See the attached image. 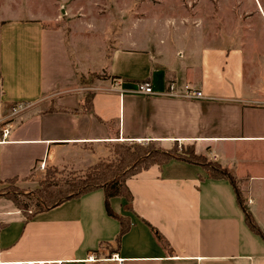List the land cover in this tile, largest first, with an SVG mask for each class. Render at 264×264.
<instances>
[{"label": "crops", "instance_id": "1", "mask_svg": "<svg viewBox=\"0 0 264 264\" xmlns=\"http://www.w3.org/2000/svg\"><path fill=\"white\" fill-rule=\"evenodd\" d=\"M132 1L135 8L117 6L125 17L102 37H69L46 12L0 18V189L31 182L42 162L89 166L116 142L191 148L235 186L196 162L149 165L125 181L128 208L124 197L109 200L130 221L117 249L120 223L107 214L100 187L30 218L0 197V264H264V59L238 40V27L225 35L197 15L194 0L151 19L153 6ZM66 2L48 6L67 15L79 7ZM15 3L35 9V0ZM91 75L100 77L82 83ZM143 80L158 94L138 93ZM169 81L204 97L161 95ZM18 104L25 108L13 115Z\"/></svg>", "mask_w": 264, "mask_h": 264}, {"label": "rangeland", "instance_id": "2", "mask_svg": "<svg viewBox=\"0 0 264 264\" xmlns=\"http://www.w3.org/2000/svg\"><path fill=\"white\" fill-rule=\"evenodd\" d=\"M7 1L9 3H7ZM16 1L19 0H0V18L8 19L13 15L19 17L36 15L41 18L44 12L52 14L55 20L64 23L61 26L69 32V37L74 39L86 38L103 34L106 31H110L109 27L113 24L114 20L118 23L124 19L125 13L123 9L120 11L117 6L126 4L133 6L132 0H67V6L69 3L79 6L73 13H61L58 7L54 10H50L48 6V0H35V9L31 10V7L18 8L11 7L10 2L16 5ZM25 2V0H20ZM28 1V0H27ZM34 1V0H30ZM61 1V0H60ZM147 5L153 6L148 9V17L151 19L154 15H176L178 7L189 8L191 3L187 0H143ZM159 7L156 4H160ZM9 4V7H7ZM46 5L45 8H40L42 5ZM60 4V3H59ZM198 6L196 9L197 15L201 18H211L217 27L222 28L223 33L226 35H235L236 27L240 33L238 40H243L250 51L252 56L264 59V11L257 9V6H264V0H194L192 6ZM156 6V7H155ZM136 7V4L133 8ZM9 8V9H6ZM12 8V9H10ZM131 15H137L132 12ZM127 15V13H126ZM187 24L186 19L181 18ZM130 20L126 19L125 28L130 24ZM201 22V21H200ZM63 25V24H62ZM219 29L217 28V31ZM123 31V30H122ZM139 31V28H138ZM100 77V75H91L82 78V83L90 84L94 78ZM91 93L90 91L85 96V104L89 101ZM117 144L141 146L143 151L151 150L158 147L152 143L141 142H116ZM108 153L105 156H101L93 163L99 161L113 162L111 170L117 171V160L119 158L118 153L120 149L117 145H111L107 147ZM153 150V149H152ZM177 150L181 149L177 147ZM184 150V149H183ZM153 152V151H151ZM86 166L81 169H74L72 167H57L54 165H45L42 170H37L27 180L31 182H25L17 184L16 182H7L0 189L1 202H8L9 206L16 208L20 213L26 215V217H32L36 211L44 207L48 202L46 198L56 199L62 195L67 194L70 190H73L74 184L80 182L88 174L95 175L92 165ZM16 200V203L13 201Z\"/></svg>", "mask_w": 264, "mask_h": 264}, {"label": "trees", "instance_id": "3", "mask_svg": "<svg viewBox=\"0 0 264 264\" xmlns=\"http://www.w3.org/2000/svg\"><path fill=\"white\" fill-rule=\"evenodd\" d=\"M88 103L89 101L85 104V106H87ZM86 109L88 111V106ZM111 145H117V147L120 149V152L118 153L119 158L117 160V164L115 165V167H117V171L111 170V167L113 165V162L111 161H108L107 163L104 161H99L98 163L93 164L92 169L93 172H96L95 175H93L92 173L88 174L86 178L74 184L73 190H70L65 195H62L56 199L47 197L46 201L48 203L44 207L38 209L36 212L44 211L45 209L56 206L69 198L79 196L84 192L92 190L96 187H100L104 190V205L107 214L111 217L116 218L120 223L119 233L114 240V246L115 249H117L121 236L129 228L130 221L127 218L115 213L110 206L109 200L115 196L124 197L127 201L126 207L128 208L132 201V196L130 191L126 187L125 181L127 178L135 175L142 169L147 168L149 165L155 163L161 164L171 157L183 159L189 162H196L201 165H207L209 167L210 175L225 177L233 184V186H235L233 177L225 169H222L220 166L210 162L206 163V160L202 156L195 155L191 148H185L184 150L181 149L180 151H178L177 146L175 145L169 150L160 148L155 149L151 147L153 150L151 149L150 151H143L141 146L131 147L130 145H123L121 143H111L110 146ZM13 201L16 203V200ZM244 211L251 228L258 231L253 221L251 220L249 213L246 210ZM151 229L153 230L157 241L164 245L165 240L163 236L153 227H151Z\"/></svg>", "mask_w": 264, "mask_h": 264}, {"label": "built area", "instance_id": "4", "mask_svg": "<svg viewBox=\"0 0 264 264\" xmlns=\"http://www.w3.org/2000/svg\"><path fill=\"white\" fill-rule=\"evenodd\" d=\"M136 91L138 93L144 94V95H154L158 94L152 86V83L147 80H143L137 83ZM164 96L174 97V98H182V99H198L203 98L204 95L201 90H197L195 88H192L191 86L185 84L182 88H177L176 84L173 81H169L166 83V87L164 91L160 93ZM25 106H21V104H18L17 106L12 108V114L17 115L20 113ZM8 133V129H3V136H6ZM41 170L44 168V163L42 162L40 167ZM92 260V257L90 258Z\"/></svg>", "mask_w": 264, "mask_h": 264}, {"label": "bare ground", "instance_id": "5", "mask_svg": "<svg viewBox=\"0 0 264 264\" xmlns=\"http://www.w3.org/2000/svg\"><path fill=\"white\" fill-rule=\"evenodd\" d=\"M263 16H264V14H263Z\"/></svg>", "mask_w": 264, "mask_h": 264}]
</instances>
